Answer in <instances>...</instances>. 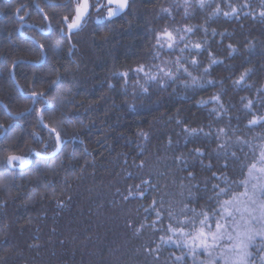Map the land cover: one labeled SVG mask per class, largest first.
Instances as JSON below:
<instances>
[{
	"label": "trees",
	"instance_id": "obj_1",
	"mask_svg": "<svg viewBox=\"0 0 264 264\" xmlns=\"http://www.w3.org/2000/svg\"><path fill=\"white\" fill-rule=\"evenodd\" d=\"M129 1L128 10L111 21L96 23L104 9L100 13L92 11L82 30L70 40L60 22L67 0L0 3L4 11L0 17V148L15 147L17 154L29 156L31 161L27 168L12 173H6L0 165V180L8 188L0 190V201H7L0 207V264H173V253H181L160 244L162 232L146 227L137 235L128 222L138 226L148 215L150 224L154 213L146 214L143 209L152 199L163 200L165 208L181 200H190L197 211L210 207L212 184L216 183L212 172L224 163V158L218 162L213 156V167L209 169L189 159L195 180H185L182 187L181 178L187 172L176 167L175 157L181 152L187 155L194 146L211 153L216 145L211 137L186 145L177 118L192 127L211 122L213 130L230 121L236 135L251 145L258 148L264 143V128L246 127L251 113L244 108L247 100L241 99L252 100L256 114L264 113L261 0H211L213 6L220 4L224 10H228V3L240 10L236 17L220 15L207 20L206 13L199 9H189L195 18L185 19L184 0ZM21 4L29 7L30 15L19 33L20 22L14 11ZM244 4L250 7L244 8ZM165 7L171 9L172 17L162 21L161 9ZM45 15L49 19L45 20ZM162 23L181 29L186 24L198 26L191 40L206 39L207 47L223 61L211 70L209 78L217 81L214 87L186 91L173 85L149 100L140 94L133 79L124 86L123 78L116 73L151 61L153 30ZM201 26L208 28L207 35ZM32 40L44 45L46 57L42 64H37L42 60V50ZM228 44L237 49L231 56ZM198 59L207 66L206 52ZM15 61L19 63L12 78L10 68ZM245 69H251L247 86L235 88L233 81ZM201 73L202 69L193 74ZM52 81L59 86L49 90ZM33 90L45 93L44 100L53 110L45 114L44 121L49 126L59 122L66 141L55 157L34 155L50 154L55 150V141L37 124L36 110L42 103L30 110L33 103L27 95ZM216 92L221 93L227 114L219 121H209L208 110L199 108L197 101ZM140 130L149 133L147 141L137 135ZM169 138L171 147L167 146ZM231 141L230 151L251 158V147L236 144L235 136ZM141 159L143 169L136 167ZM208 163L205 159L204 165ZM224 174L229 180H238L239 164L229 157ZM141 178H151L155 187L145 192L144 199L137 196L125 200L128 189L139 184ZM9 195L12 200H8ZM158 244V252L149 251ZM187 264L192 261L189 259Z\"/></svg>",
	"mask_w": 264,
	"mask_h": 264
},
{
	"label": "snow or ice",
	"instance_id": "obj_2",
	"mask_svg": "<svg viewBox=\"0 0 264 264\" xmlns=\"http://www.w3.org/2000/svg\"><path fill=\"white\" fill-rule=\"evenodd\" d=\"M129 6V0H95V3H92L91 0H67V3L63 5L66 13L61 17L60 22L63 25L61 30L66 31L70 40L74 33L82 30L92 11L100 13L101 9H104L103 17L98 16L96 20V23L99 24L120 16L128 10ZM261 6L259 17L264 21V0H261ZM23 7L21 5L15 9L20 20H23L24 16L27 15V13L21 14ZM182 7L185 19L195 18L193 12L196 9L206 13V20L220 15L225 18L236 17L240 10L231 3L227 4L228 10H224L220 4L213 6L211 0H195V2L184 0ZM243 7L248 8L250 5L244 4ZM189 9H192L193 12H190ZM161 13L162 21L172 17L171 9L168 7L162 8ZM244 14L250 15L247 12ZM44 19L49 18L45 15ZM197 31V25L186 24L181 29L162 23L159 29L153 30L154 51L151 61L141 62L134 68L116 74L123 78L125 87L129 79H133L140 94L149 100L152 95H157L173 85H180L186 91H195L206 86L214 87L217 81L209 78L211 70L214 65L221 64L223 61L218 60L207 47L206 39L196 42L191 40V36ZM203 31L207 35L208 28L203 27ZM212 34L213 36L216 35L215 30ZM220 35L224 36V33H220ZM38 47L40 50L44 49L43 44L38 43ZM227 47L230 49L229 56L237 51L232 44H228ZM205 52L208 58L207 66L201 59H198ZM165 56H174L175 59H164ZM17 63L19 62L12 63L10 71H14ZM201 69V74H193L194 72L200 73ZM250 71L251 69H245L241 72L239 77L233 81V86L235 88L247 86L246 79ZM130 73L134 75L130 77ZM220 83L223 82L220 81ZM53 85L59 86L55 81H52L49 83V90H54ZM112 86L109 84L110 88ZM67 91L70 92L71 89H67ZM44 95L43 91L33 90L30 92L34 105L42 103V107L36 110L37 124L42 129L47 130L49 139H54L55 151L51 155L55 157L62 151V146L66 141L62 138L59 122L54 121L52 126H49L44 121L45 114L53 110V106L44 100ZM241 99L247 100L244 108L251 113V118L247 120L246 127L249 130L258 126L264 128V113L256 114L252 111L254 102L246 97ZM197 104L199 108L208 110L207 119L209 121H219L222 116L227 114L220 92L212 94L207 99L201 98ZM176 123L182 128L186 145L201 137H211L216 145L211 153L206 152L202 147L194 146L187 155L181 152L175 157L176 167L182 172H187V176L181 178L182 187L185 180L190 183L195 180V173L190 170L189 159L197 160L201 165L211 169L213 156L218 162L224 158L221 168L212 172V177L216 181L212 184V196L210 197L213 203L210 207L201 208L197 211L196 208L191 207L190 200L169 203L165 208L163 200L158 202L156 199H152L150 205L143 209L146 214L154 213V219L151 220V223H147L149 216L146 215L144 221L140 222L138 226L132 222H128L127 226L132 228L137 235L146 227L156 232H162L163 234L159 236L160 244L174 247L181 253L180 255L173 253V264H187L189 259L192 264H264V143L260 144L258 148L251 145L249 141L236 135L237 130L231 128L230 121L225 126L217 125L215 130H213L211 122L207 125L201 124L192 127L187 122H182L177 118ZM205 128L208 130L206 131ZM230 133L231 136H235L236 144L247 145L252 148L250 159L247 155L239 156L235 150L230 151L233 147ZM137 135L144 141L149 139V133L143 130L138 131ZM37 139L40 137L37 136ZM172 143L171 138H169L167 146L171 147ZM243 150L241 147L240 151L243 152ZM0 153H2L0 165L4 167L6 173H12L17 168L23 169L31 162L26 156L17 154L15 147L0 148ZM34 155L41 156V153L36 152ZM229 157L233 163L240 166L238 180H229L224 174L228 168ZM205 159L209 161L207 165H204ZM136 167L143 169L144 160L141 159ZM46 186L48 185L46 184ZM196 186L193 185V187ZM154 187L151 178H141L139 184L128 189L124 199L129 200L137 196L144 199L145 192ZM0 190H8L7 184L2 180H0ZM41 198H44L43 194ZM12 199L13 197L9 195L8 200ZM6 203L7 201H0V207ZM58 206L63 207V203L58 201ZM160 244L156 246L155 250L149 249V251L158 252ZM156 258L158 259V257Z\"/></svg>",
	"mask_w": 264,
	"mask_h": 264
},
{
	"label": "flooded vegetation",
	"instance_id": "obj_3",
	"mask_svg": "<svg viewBox=\"0 0 264 264\" xmlns=\"http://www.w3.org/2000/svg\"><path fill=\"white\" fill-rule=\"evenodd\" d=\"M11 0H0V3L2 4V3H9ZM21 5H23L24 7H23V10H22V13L21 14H24V13H27V15H25L24 16V19L23 20H20L19 18H18V16H17V14H16V12L14 11V17H16L17 18V20L20 22V26L18 27V29H19V33H21L22 32V26L23 25H27L28 24V22H27V18H28V16L30 15V9H29V7L28 6H26V4H21ZM20 5V6H21ZM18 8V7H17ZM10 12V11H9ZM1 16H4V11L2 10V8L0 7V17ZM33 42H35L36 44H37V46H38V43L35 41V40H32ZM42 54H43V57H42V60H41V62H38L37 64H42V63H44L45 61V57H46V54H45V51L44 50H42ZM15 62H18V61H15ZM11 74H12V78H15V75L13 74V71H11ZM16 84V83H15ZM18 86V85H17ZM19 88V87H18ZM19 91H21L20 89H19ZM32 106H34L33 104H32ZM31 106V107H32ZM34 108V107H33Z\"/></svg>",
	"mask_w": 264,
	"mask_h": 264
},
{
	"label": "water",
	"instance_id": "obj_4",
	"mask_svg": "<svg viewBox=\"0 0 264 264\" xmlns=\"http://www.w3.org/2000/svg\"><path fill=\"white\" fill-rule=\"evenodd\" d=\"M130 2V1H129ZM124 14V13H123ZM123 14H121L120 16H122ZM117 17H119V16H117ZM117 17H114V18H117ZM27 96H29L30 97V95H27ZM34 105V104H33ZM33 109V106H32V108L30 109V110H32ZM16 117H19V116H16ZM55 151V150H54ZM53 151V152H54ZM53 152H51L50 154H48V155H46V154H42L41 153V156L42 157H50V156H52L51 154L53 153ZM39 157V156H38ZM29 160H30V157L28 156L27 157ZM30 164H28V165H26L23 169H25V168H27L28 166H29Z\"/></svg>",
	"mask_w": 264,
	"mask_h": 264
}]
</instances>
